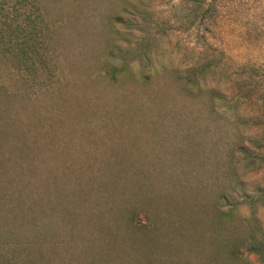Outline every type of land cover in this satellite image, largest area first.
<instances>
[{
	"label": "rangeland",
	"instance_id": "1",
	"mask_svg": "<svg viewBox=\"0 0 264 264\" xmlns=\"http://www.w3.org/2000/svg\"><path fill=\"white\" fill-rule=\"evenodd\" d=\"M241 1L213 33L177 28L170 0L43 1L46 86L0 61V264H264L246 244L264 168L234 148L256 149L242 122L264 101L234 120L184 88L206 55L226 96L237 63L264 61V0Z\"/></svg>",
	"mask_w": 264,
	"mask_h": 264
},
{
	"label": "trees",
	"instance_id": "2",
	"mask_svg": "<svg viewBox=\"0 0 264 264\" xmlns=\"http://www.w3.org/2000/svg\"><path fill=\"white\" fill-rule=\"evenodd\" d=\"M43 1L0 0V61L6 60L11 69L17 75H20L22 81L38 88L46 86L44 82L38 81V72L44 69L46 30L49 28L43 12ZM170 1L172 6L176 8L174 25L184 31H190L191 29L200 31L202 27L204 31L213 33L222 24L226 5L232 4L240 11L248 9L245 2L241 0ZM241 14L237 13L234 16L240 18ZM244 16H246V13ZM117 19L119 20V17ZM171 26L173 27V25ZM205 35L206 33L203 32L202 37L207 41ZM217 52L221 57L225 54L224 49H219ZM207 56L203 61L187 70L184 76V88L188 94L200 95L207 93L211 102H218L217 106L231 109L234 120H240L241 118L238 112L241 103L255 99L264 101V61L237 63L233 70L234 91L231 96H226L220 89L205 84V77L214 65ZM220 62L221 58L218 56L216 63L219 64ZM124 70L125 68H120L117 69V72ZM109 72L111 76H115L116 71L114 69ZM242 123L248 127L260 128L262 138L255 145V150H251L244 142L236 144L234 148L237 153L243 154L242 158L246 165L257 164L258 167L264 168V115L245 116ZM245 141L247 140L245 139ZM228 193L230 192H221L220 198H227ZM260 196L257 201L252 199L249 203L260 202L264 204V188L261 189ZM247 219L246 225L250 227L249 236L247 234L246 237V240L249 241L246 243L247 250L264 258V229L262 224L255 218L253 212ZM240 245L238 244V246ZM238 246L234 250L240 251ZM6 258L8 264H15L13 258L9 256Z\"/></svg>",
	"mask_w": 264,
	"mask_h": 264
}]
</instances>
